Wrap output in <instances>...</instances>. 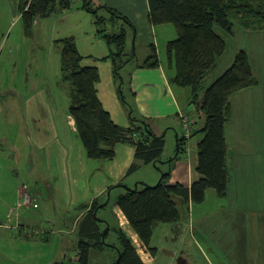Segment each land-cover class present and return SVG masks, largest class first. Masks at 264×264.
I'll list each match as a JSON object with an SVG mask.
<instances>
[{"label": "crops", "instance_id": "0c3cea01", "mask_svg": "<svg viewBox=\"0 0 264 264\" xmlns=\"http://www.w3.org/2000/svg\"><path fill=\"white\" fill-rule=\"evenodd\" d=\"M102 5L105 3L100 4V6ZM82 6L77 9L78 13L88 14L89 12ZM71 7L65 11L69 12ZM67 12L61 14L58 19H68L72 14H66ZM106 19L108 20V18ZM164 27L166 35L163 42L166 49L167 43L176 39L177 32L168 26ZM78 28L86 30L85 36L75 42L79 53L83 56L81 63L85 66L98 68L100 81L96 83L97 95L112 119L119 124L117 118L113 117V110L117 111L118 101L113 66L108 57L113 51L108 48L106 41L101 39L102 36L98 35L93 21L90 25H80ZM127 34L126 31V36ZM68 37L73 38L75 35H62L58 40ZM60 58L59 55L60 74L57 81L61 77ZM161 64L164 66L167 64L166 54L165 61L158 67L145 68L147 71H151L148 72V75L151 76L145 79V88L139 93L136 90L138 85L129 81L130 90L136 105H138V100L144 96L143 101L148 103V107L152 109L148 115L142 113V109L137 107L139 118H145L155 134H162L160 132L166 128L168 117L159 111L158 105H156L158 108H152L154 96L166 98L167 104L176 108V119L180 120L182 131L181 116L190 117L192 135L182 140L180 149L176 150L175 156L178 158L170 163L175 164L171 172L175 170L180 173L181 181L177 182L182 183L186 178L185 182L187 183L185 184L190 186L193 181L199 178L196 171L197 145L203 134L198 130L202 128L204 121L199 124L197 119L202 117L201 110H195L196 113H186L191 104L190 89L171 85L167 79L165 68ZM14 68L16 69V66ZM45 79L50 80V85ZM45 79L43 86L40 85L41 83L39 87L26 86L28 93L24 92L18 81L8 87L2 85L0 89V96L3 97V100L0 101V220L6 218L8 213L12 215L11 219L13 220L11 230L0 227V264H54L58 262V255H55L56 258L42 260L43 252L48 251L47 234L49 233L48 231H39L38 228H43L41 226L44 225L43 222L48 217V212L52 215L51 211L57 205L58 200H62L68 209L90 205L94 200H98L102 204L109 188L125 181L126 175L130 174L128 169L134 161L135 149L127 143H119L115 146V157L118 158L116 162L109 164L106 162L107 160L92 161L86 154L75 121L68 112L69 83L62 79L59 80L58 85L67 89L68 98L66 97L65 102L57 101L55 103L53 95L47 94L48 90L53 91V78L49 75V77L45 76ZM28 81L29 79L26 78L25 82ZM255 88L256 85L234 93L231 96V112L232 97ZM5 97H8L9 100ZM251 105V103H247L243 107L249 108ZM15 108L19 110L20 117L17 120L16 128L12 130L10 127L12 119L8 117V114L11 115ZM230 123L229 118L224 129L227 146L225 157L226 192L222 196L218 195L219 198L211 199L215 201L214 207H208L207 190L202 203L197 204L192 201L186 204L179 203L186 206L187 210L191 209L188 223L182 219L180 214L178 222L163 225L161 233L157 236H154L153 232L151 246L156 249L153 254L141 244L127 220L124 223L130 229L131 236L135 237L136 243L143 248H140L143 255L139 250L138 253L145 264H264V232L262 229L264 220L261 219L260 210L254 208L255 199L259 195L255 191L254 187L256 186H252V180L248 176V174L253 177L258 173L264 174V149L256 150L244 147L246 140L244 135L247 130L246 125H248L246 118L241 121L240 134L237 136L233 129H230V137L227 135ZM183 135L184 131L180 138H183ZM229 139L238 145L237 149L232 148L233 145ZM248 140L251 141V138ZM181 152L182 155L178 156ZM142 165L145 164H140L139 167ZM90 166L92 167L90 168ZM102 166L107 169V172L103 171ZM181 167L186 168V173L182 171ZM235 176L242 180L239 186L233 181ZM86 177H94L99 183L95 184L93 188H88L84 182ZM245 177H247V181L244 182ZM23 180H28V183L26 184ZM245 185L251 187L253 192H249V194L243 192L242 189ZM24 191L32 196L34 204L19 207L18 203ZM56 196L60 199L53 205V197ZM194 205L201 207L196 214H194V209L197 208H194ZM249 205H253L254 210ZM116 209L115 216L117 214L124 217L117 206ZM37 210L39 212L36 213ZM85 211L86 209H81L75 216L74 223L77 227L78 221ZM101 211L104 212V209H101L99 213ZM38 219L44 220L41 221V226L38 225ZM205 235V239H199L200 236ZM137 246L135 245L136 248ZM179 251H181V255L177 257ZM59 252L63 254V247Z\"/></svg>", "mask_w": 264, "mask_h": 264}, {"label": "trees", "instance_id": "16d2710c", "mask_svg": "<svg viewBox=\"0 0 264 264\" xmlns=\"http://www.w3.org/2000/svg\"><path fill=\"white\" fill-rule=\"evenodd\" d=\"M91 2H85L82 8L93 14L95 23H113L97 15ZM72 0H25L19 7L25 33L30 34L33 20L45 18L71 7ZM115 15V12H113ZM240 18L244 27H264V0H148V19L153 25L171 23L177 37L166 45V75L169 83L176 87L190 89V103L197 104V109L205 113L204 124L198 131L203 136L197 145L196 171L199 178L186 186L181 182L169 183L171 169L161 172L160 179L154 185L124 190L116 197L115 205L126 218L130 228L137 235L141 244L151 254L154 229L159 223L172 224L180 220L179 203H202L207 189H214L217 195L226 192L227 175L225 157V124L231 115V96L258 83L251 71L249 58L245 50L236 53L232 63L202 89V82L207 73L214 70L219 58L225 53L226 42L219 35L214 25L226 32H232L229 16ZM263 23V24H260ZM256 24V25H255ZM102 38L114 44L111 52L114 76L128 61L125 52L126 30L120 27L117 32L99 30ZM61 45V79L69 83L68 112L75 121L78 135L89 158L109 160L115 156V146L127 143L134 147V161L128 173L135 171L140 164H155L160 161L165 139L155 134L145 118L129 113L130 125L116 123L97 95L96 83L100 81L99 70L95 66L82 65L83 56L79 53L74 38L58 40ZM155 48L143 60L142 67H158ZM133 58V57H131ZM202 92V95L200 96ZM123 97L122 94H120ZM200 98V101H199ZM192 135V133H191ZM190 135V136H191ZM177 138V150L182 140ZM175 156L169 163L177 159ZM112 188V187H111ZM109 188V189H111ZM98 200L90 205L80 206L85 213L78 221V242L75 259L54 264H88L91 251L101 250L106 246V237L102 240L103 228L111 225L98 212L104 209ZM102 219V220H98ZM105 228V227H104ZM116 232L118 245L111 244L116 250L117 264H145L130 237L121 227L111 228Z\"/></svg>", "mask_w": 264, "mask_h": 264}, {"label": "rangeland", "instance_id": "374dc122", "mask_svg": "<svg viewBox=\"0 0 264 264\" xmlns=\"http://www.w3.org/2000/svg\"><path fill=\"white\" fill-rule=\"evenodd\" d=\"M24 1L25 0H0V89L2 88V85L8 87V85H14L18 81L22 85L24 92H27L28 90L26 89V86L39 87L40 83V85L43 86L45 76L49 77V75H51L53 78V91L48 90L47 94L53 95L55 103L57 101L65 102V100H67V89L62 85H58L61 77H59L60 79L57 81L58 75L60 74L59 55L61 51V45L58 42V39L62 35L67 36L73 34L75 35V37H73L75 42L76 40L80 41V39L85 36L86 30L78 27L85 24L90 25L91 21H93V25L100 37L101 34L99 30L102 28H105L107 29V32L112 33L117 32L120 27H123L128 32L126 36L127 42L125 44V52L127 53V59L129 58L131 60L119 70V75L114 76L118 108L116 112L113 110V117L117 118L119 124L121 123L120 125L129 126V113H132V116L134 117H140L137 107L140 110L142 109V113H147L149 115L152 112V109L148 107L149 104L143 101L144 96L138 100V105L133 101L129 81H133L135 85H138L136 90L139 93L145 88V79L151 76L148 75V72L151 71H147L145 67L140 65H142L143 60L150 54V52L153 51V47L156 50L155 52L160 63L165 61V54L167 55V53L163 42V38L166 35L164 32V26H168V28H172V30H175V27L171 23L153 25L148 19V0H72V9H70V11L68 10L69 12L64 11V13H53L45 18L34 19L31 28L32 32L28 35L25 33L24 24L20 16L22 10H19V7L24 4ZM89 1L91 2L90 4L93 9L100 7V4L104 2L106 6L102 5V7L97 10V15L108 19L113 17V23L106 22L105 24L100 25L95 23V17L92 13H78L77 9L85 2ZM65 12H67L66 14L72 15H69L66 20L58 19V17H60L61 14H65ZM113 12H115V15ZM229 19L232 22L231 33L214 25L215 31L221 35L226 42V50L219 58L216 68L207 73L203 79L202 89L208 86L216 77L220 76L227 67H229L238 51L245 50L249 58L252 72L257 78L258 83L256 84L255 89L248 90L241 95L232 97L233 108L230 116L231 123L227 130V135L230 137V129L235 131L236 136L239 135L241 121L246 118L248 125H246L247 130L244 135L246 139L244 147L256 150L264 149V27H244L240 18L233 15H230ZM101 39L103 38L101 37ZM106 44L113 52L116 51L114 44H109L107 42ZM131 55H134V57L131 58ZM109 60L111 61L110 57ZM15 66L16 69L14 68ZM162 66L166 70L167 64ZM26 78L29 79L27 83L25 82ZM45 80L50 85V80ZM48 84L45 85L49 86ZM120 94H122L123 97H121ZM201 95L202 92L200 96ZM5 99L9 100L8 97H5ZM1 100H3V97L0 96V101ZM167 101L168 100L162 96L159 98L154 96L152 100V108L155 109L159 107V111L168 117L166 128H164L163 131L160 130V133H162L161 135L166 131V134H164L165 149L162 157L156 165L152 163L145 164L139 167L136 171L127 174L124 182L112 186L107 192L103 203L101 204V206H103L104 203L106 204L104 212H98L100 218H105V220L111 224L108 225L109 229L105 235V237L107 236L105 241L106 246L101 250L91 251L88 264H113L117 253L116 250L110 246L114 243L118 245V242L116 232L113 229L110 230V227L114 228L115 225L116 227H121L122 231L125 232L128 237L132 238L131 240L133 244L138 245L136 248L137 250L142 251L140 249L142 248L140 247L141 245L136 243L137 241L135 237L133 238L131 232H129L130 229L124 224L126 223V219L117 214V217L115 216V213L117 212L115 200L125 189L124 187L133 188L135 185L142 187L143 184L154 185L160 179L161 172L169 171V169L173 170L175 164H170L169 161L176 155V150L178 148L176 139L181 136L183 131L180 120L177 121L176 119V108L168 105ZM247 103H251L252 105L249 108L243 107V105H247ZM156 105H158V107ZM55 107H57V105H55ZM195 110H198L197 104L191 103L186 110V113H196ZM18 112L19 110L15 108L11 115L8 114V117H11L12 119V125L10 126L12 130L17 126V120L20 117ZM201 113L202 117L197 118L199 124L203 123L205 119V113L203 111H201ZM249 138H251V141L248 140ZM230 143L233 145L232 148L237 149L238 145L236 143L232 140H230ZM179 155H182V152L181 154H178V156ZM91 160L97 162V160L102 161L103 159L91 158ZM117 160L118 158L116 159L114 156L112 160H107L106 162L110 164ZM91 167L92 166H90V168ZM181 168L182 171L186 173V168ZM102 169L107 172V169L103 166ZM171 173V177L168 181L169 183L181 181L179 172H175L174 170ZM248 176L249 179L252 180V186H256L254 188L259 195L257 199H255L256 202L254 208L260 210L261 219L264 220V174H255V177L248 174ZM184 179L185 180L182 182L183 184L187 183L185 182L186 178ZM23 181L26 184L28 183V180ZM233 181L235 184L238 183V186L242 182V180H239L236 176L233 177ZM245 181H247V177L244 178V182ZM84 182H86L88 188H93L95 184L97 185L99 183L94 177H86ZM253 182L255 183L253 184ZM248 183L250 184L249 181ZM242 191L249 194V192H253V189L245 185ZM206 195L207 199H209L208 207H214L215 201L211 199L219 198L218 195H216L215 190L207 189ZM58 199H60V197H53V205ZM249 206L254 210L253 205ZM194 208H197L194 209V214H196L201 207L194 205ZM178 209L180 210L182 219L188 223L191 209L187 210L186 206L180 204L178 205ZM39 210H37L36 213L39 212ZM80 210L81 209L77 207L74 209H68L62 200H58L57 205L53 207L51 211L52 215L48 212V217L45 221L40 219L37 220L38 225L40 226L41 221H44V225L41 226L43 228H38V230L48 231L49 233L47 234L49 242L48 251H45V253L43 252L42 260L44 258H56L55 255H58L59 262H66L73 259L76 254V246L78 242V231L77 225L74 223V218L79 214ZM11 216L12 215L8 213L6 218L0 220V227L11 230L13 222ZM166 224L167 223H159L156 225L154 236L160 234L162 230L161 227ZM106 226L107 225H104L103 223L100 225L101 229L103 228V231ZM262 229L264 232V227H262ZM205 238L206 235L199 237L200 240ZM41 239L44 240L42 237ZM62 247L63 254L59 252ZM180 255L181 251H179L177 257H180Z\"/></svg>", "mask_w": 264, "mask_h": 264}, {"label": "built area", "instance_id": "2783aa9c", "mask_svg": "<svg viewBox=\"0 0 264 264\" xmlns=\"http://www.w3.org/2000/svg\"><path fill=\"white\" fill-rule=\"evenodd\" d=\"M181 120H182V125H183V131H184V135L185 137H190L191 132H192V122L190 117L188 116H181ZM33 198L32 196L27 192L24 191L21 195V199L19 200L18 206H30L33 205Z\"/></svg>", "mask_w": 264, "mask_h": 264}, {"label": "water", "instance_id": "95a60500", "mask_svg": "<svg viewBox=\"0 0 264 264\" xmlns=\"http://www.w3.org/2000/svg\"><path fill=\"white\" fill-rule=\"evenodd\" d=\"M124 187V186H123ZM137 187V185H135L134 186V188H136ZM126 190H128V189H131V188H128V187H124ZM105 204V203H104ZM103 204V205H104ZM98 220H101V219H99L98 218ZM108 229H109V227H108V225L106 226V228L104 229V231H103V233H102V240L104 241V238H105V235H106V233H107V231H108ZM109 245V244H108ZM117 262H118V260L115 262V264H117Z\"/></svg>", "mask_w": 264, "mask_h": 264}, {"label": "bare ground", "instance_id": "6f19581e", "mask_svg": "<svg viewBox=\"0 0 264 264\" xmlns=\"http://www.w3.org/2000/svg\"><path fill=\"white\" fill-rule=\"evenodd\" d=\"M183 138H187V137L183 136ZM139 252L143 255V252L142 251H139Z\"/></svg>", "mask_w": 264, "mask_h": 264}]
</instances>
